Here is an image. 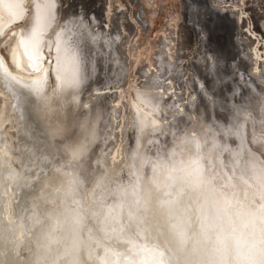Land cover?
<instances>
[{
	"label": "bare ground",
	"instance_id": "1",
	"mask_svg": "<svg viewBox=\"0 0 264 264\" xmlns=\"http://www.w3.org/2000/svg\"><path fill=\"white\" fill-rule=\"evenodd\" d=\"M24 3L0 0L1 35L24 19ZM55 5L34 0L16 30L10 53L19 70L0 56V264H264V64L252 71L243 51L261 88L246 83L238 119L214 112L220 138L206 124L169 126L179 109L162 117L177 92L163 102V77L175 70L159 52L133 86L132 138L114 158L116 102L107 95L123 75L119 35L103 38L65 12L52 36ZM45 49L54 55L52 86Z\"/></svg>",
	"mask_w": 264,
	"mask_h": 264
},
{
	"label": "rangeland",
	"instance_id": "2",
	"mask_svg": "<svg viewBox=\"0 0 264 264\" xmlns=\"http://www.w3.org/2000/svg\"><path fill=\"white\" fill-rule=\"evenodd\" d=\"M56 1V23L49 32L52 36L57 31L58 23L63 19L65 12L78 15V20L83 18V20L89 21V27L92 30L98 29L103 38L112 39V35H119V39L115 38L114 43L123 58V75L120 77L121 80L118 78L111 81L113 83H110L108 88L112 93L107 95V99L110 100L109 104H112V101L116 102L115 121L111 129V133L114 129L111 139L112 150H115L113 151L114 158L119 156L123 144L129 143L132 138V130L128 129L125 124H127L130 112L128 104L135 97L133 86L143 85L146 79L145 75H149L153 70L152 67L156 64L159 52H162L161 55L166 63L174 62L175 70V74L172 76L165 74L163 77V83L166 85L168 93L163 102L171 100L172 91L177 92L174 96L176 103L173 104V109H163L162 117L172 116L175 109L181 110L180 117L177 115V124L173 122L169 126H179L178 122L181 119L180 121L183 120L185 124L184 129H193L198 132L203 130L206 124L214 130H218L221 138L222 128L219 127L220 123L214 112H220L219 114L225 116L222 117L226 120L230 118V115L232 119H238L243 110L241 98L248 95L246 83L255 85L257 89L261 88L259 80L251 74L250 62H246L244 54H249L254 60L252 71H257L259 66L264 64V29L260 23L261 18L264 17V0ZM220 1L235 6L220 7L218 5ZM24 2L26 12L24 19L9 27L5 34H0V56L12 70H19L13 63L10 53L13 44L16 43L15 32L19 27H23L25 18L34 7V0H24ZM106 9H108V15ZM93 15L96 17V22L93 20ZM234 20L237 22V26ZM106 23L109 28H104ZM200 24L205 25L204 28ZM206 30L209 31L208 38L206 42L202 43V38L207 35ZM249 43L250 49H248ZM108 49L110 53L113 51L111 47ZM244 50L246 53H243ZM43 63L48 69L49 83L52 86L54 85L52 73L54 55L50 49H45ZM200 63L209 65V68L201 69ZM21 72L24 73V71ZM103 72L101 73L103 76L100 77L101 82L107 80ZM216 76L220 79H218L216 87L218 88V97L214 98L213 88L210 84L211 80L217 78ZM114 83L115 85H113ZM1 88L3 87L0 85ZM87 104L85 102V106H88ZM197 126L199 127L197 128ZM256 130L254 129V132L258 133ZM247 131L248 135L253 133L250 128ZM245 156L242 154L240 161Z\"/></svg>",
	"mask_w": 264,
	"mask_h": 264
},
{
	"label": "water",
	"instance_id": "3",
	"mask_svg": "<svg viewBox=\"0 0 264 264\" xmlns=\"http://www.w3.org/2000/svg\"><path fill=\"white\" fill-rule=\"evenodd\" d=\"M200 25H201V24H200ZM201 26H203V28H204L205 25L202 24ZM206 34H207V35H205L204 38H202V39H203V40H202V43L206 42V40H207V38H208V34H209V31H208V30H206Z\"/></svg>",
	"mask_w": 264,
	"mask_h": 264
}]
</instances>
